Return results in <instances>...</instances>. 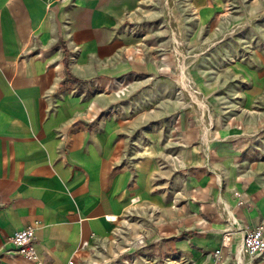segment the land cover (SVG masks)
Segmentation results:
<instances>
[{"label": "crops", "instance_id": "obj_1", "mask_svg": "<svg viewBox=\"0 0 264 264\" xmlns=\"http://www.w3.org/2000/svg\"><path fill=\"white\" fill-rule=\"evenodd\" d=\"M149 2L0 0V264H210L215 249L220 264H264L232 257L264 220V0L237 2L239 118L204 122L202 146L198 121L140 129L139 106L107 87L158 70L136 36ZM34 219L36 260L7 253L3 237Z\"/></svg>", "mask_w": 264, "mask_h": 264}, {"label": "rangeland", "instance_id": "obj_2", "mask_svg": "<svg viewBox=\"0 0 264 264\" xmlns=\"http://www.w3.org/2000/svg\"><path fill=\"white\" fill-rule=\"evenodd\" d=\"M237 2L223 0L220 7L211 1L209 9H193L192 0H150L147 12L138 20L136 36L143 45L148 43V49L157 51L158 70L152 75L130 72L118 77L128 84L121 101L132 104L131 108L139 106L130 116L147 120L140 129L150 128L156 118L164 121L165 133L176 134L180 118L186 116L189 122L198 121L200 133L195 141L202 146L203 138L207 140L205 128H209L204 122L213 120V129H218L221 121L234 123L239 118L242 32ZM153 85L168 91L162 104L147 90ZM259 134H264V127ZM258 144L264 150V141ZM188 170L179 168L181 181L191 176Z\"/></svg>", "mask_w": 264, "mask_h": 264}, {"label": "built area", "instance_id": "obj_3", "mask_svg": "<svg viewBox=\"0 0 264 264\" xmlns=\"http://www.w3.org/2000/svg\"><path fill=\"white\" fill-rule=\"evenodd\" d=\"M97 90H101V85H99L95 80L92 83ZM109 90L117 97L123 96L128 89L127 82H124V79L116 77L112 79L110 84L107 86ZM233 195L236 198L237 204L244 203L242 191L233 190ZM38 224V220L34 219L32 222L26 223L20 228L14 229L10 233L6 234L3 237V241L10 244L6 249V252H15L21 255L22 257L29 260H36L37 252L35 249L34 243V227ZM142 242L141 237H137L134 240V243L138 244ZM87 245L86 240H81L79 247H84ZM264 251V220H259L253 226L245 229L241 235L239 249L236 253H233L232 257L236 263L239 262V257L246 256L253 258L258 256ZM221 255L218 249L213 251L212 262L210 264H220L219 259ZM94 262H89L87 264H93ZM190 264V263H188Z\"/></svg>", "mask_w": 264, "mask_h": 264}, {"label": "bare ground", "instance_id": "obj_4", "mask_svg": "<svg viewBox=\"0 0 264 264\" xmlns=\"http://www.w3.org/2000/svg\"><path fill=\"white\" fill-rule=\"evenodd\" d=\"M238 228V227H237ZM238 249H239V247H238Z\"/></svg>", "mask_w": 264, "mask_h": 264}]
</instances>
